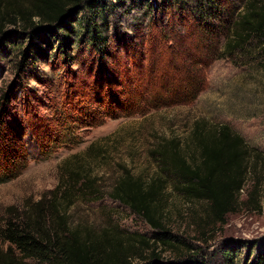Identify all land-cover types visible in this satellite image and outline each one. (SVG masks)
<instances>
[{
  "label": "rangeland",
  "instance_id": "1",
  "mask_svg": "<svg viewBox=\"0 0 264 264\" xmlns=\"http://www.w3.org/2000/svg\"><path fill=\"white\" fill-rule=\"evenodd\" d=\"M245 1L226 0V5L235 15ZM132 2L126 4L128 11L109 18V54L103 61L79 32L83 14L73 23L76 36L68 34L72 61H62V41L56 37L51 45L38 42L46 55L34 57L30 73L19 71L22 57L16 50L19 42L26 47L28 39L19 37L0 54V95L17 84L12 111L30 123L39 138L47 141L59 133L65 141L54 142L48 156L33 146L28 168L0 185V228L30 206L51 200L71 171H88L99 179L98 199L92 200L84 189L66 212L67 220L73 229L88 227L96 233L116 227L126 244L134 246L133 264L191 257L208 264H255L259 250H264V44L255 41L252 54L216 60L209 51L212 39L177 17L174 8L156 15ZM199 80H204L203 88L191 100ZM159 99L186 101L154 108ZM199 122L209 128L230 126L256 151L249 157L245 185L231 213L220 220L209 202L186 196L171 176L158 200L163 229L110 197L123 167L146 181L160 174L152 152L161 143L180 140L190 157L191 131ZM69 123L76 127L71 135L63 129ZM3 145L0 174L13 172L22 155L20 148L8 145L3 150ZM7 247L0 238V255ZM230 251L232 263L227 261Z\"/></svg>",
  "mask_w": 264,
  "mask_h": 264
},
{
  "label": "trees",
  "instance_id": "2",
  "mask_svg": "<svg viewBox=\"0 0 264 264\" xmlns=\"http://www.w3.org/2000/svg\"><path fill=\"white\" fill-rule=\"evenodd\" d=\"M130 1L139 3L138 6H145L150 14L156 15L169 13L174 8L177 17L189 21L212 39L209 51L216 60L232 59L247 52L252 54L251 48L255 41L264 44V0H246L242 11L235 15L234 8L228 7L226 0ZM127 2L128 0H0V54L7 51L6 44H14L19 37L28 39L26 47L23 42H19L16 50L21 51L22 57L19 71L30 73L34 67V57L46 55L38 42L45 41L51 45V38L56 37L62 41L59 44L62 61H72L68 54L71 41L68 34L76 36L73 23L79 14H83V19L78 24L84 25L79 32H82L90 47L99 52L100 60L103 61L109 54L105 50L109 42L105 35L108 32L109 18L114 19L119 10L128 11ZM10 27L15 29H9ZM20 79L25 80V77L20 76ZM203 82L204 80L197 82L191 100L198 96ZM17 87V84H11L0 95V143L7 144L3 145V150L8 145L20 148L22 155L21 160L14 164L13 172H1L0 185L17 179L28 168L33 146L42 156H48L54 142L65 144L59 133L47 141L39 138L31 124H25L20 115L12 111L20 88ZM188 87H183V91L187 92ZM26 96L25 91V99ZM162 100L165 103H160ZM185 101L159 99L154 108L162 104L181 105ZM76 117L79 121H87ZM63 122L66 123V119ZM63 129L68 130L71 135L76 127L69 123ZM191 133L194 150L190 157L180 140H167L152 152L159 164L160 174L146 181L134 175L129 168L123 167L114 182L110 197L130 208L154 228L163 229L158 200L162 196L167 177L171 176L176 180L175 187L186 196L209 202L212 212L220 220L231 213L236 195L245 185L249 157L256 154V151L228 125L209 128L206 123L199 122ZM59 139L61 140L58 141ZM68 174V178L52 192L51 200L45 198L30 206L22 217L9 219L5 227L0 228V238L3 243L8 244L5 254L0 255V264L134 263V246L126 244V238L116 227L105 229L103 233H96L88 227L71 228L66 212L76 204L80 198L78 195L86 189L87 196L97 200L100 192L97 189V176H92L88 171L82 173L77 170ZM233 253L234 251H230L227 254V261L230 263L233 262ZM255 260V264H264V250H259ZM144 264L208 263L191 257L170 263L150 260Z\"/></svg>",
  "mask_w": 264,
  "mask_h": 264
}]
</instances>
